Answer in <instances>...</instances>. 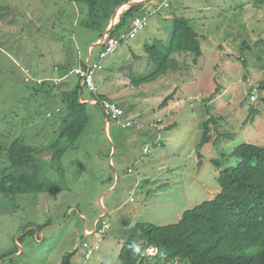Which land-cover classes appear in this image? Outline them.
Instances as JSON below:
<instances>
[{
	"label": "rangeland",
	"instance_id": "374dc122",
	"mask_svg": "<svg viewBox=\"0 0 264 264\" xmlns=\"http://www.w3.org/2000/svg\"><path fill=\"white\" fill-rule=\"evenodd\" d=\"M163 1L156 0V4ZM167 1L169 7L163 6L159 12L172 15V21L166 22L162 13L145 11L150 14L147 26L107 56L102 62L103 69L95 77L101 91L129 83V88L122 90L128 103L122 106L128 105V114L149 112L151 122L134 116L142 123L163 120L159 130L151 131L159 136V144L144 145L137 135L147 130L120 128L115 129V142L111 143L105 135L104 115L99 106L87 109L89 125L60 160L51 162L48 151L39 155L40 176L51 187L58 184L59 188L16 199L0 198V264H61L63 257L75 249L78 252L74 262L78 263L84 254L82 243H95L96 237L86 238L83 231L87 225L93 227L95 207L105 195L101 186L110 176L118 185L111 195L114 205L120 207L126 203V207L109 216L111 229L100 250L85 264H121V247L115 239L123 228L122 220L156 226L178 223L185 211L220 193L218 175L237 165L238 158L231 154L238 146L248 143L264 147V92L259 89L264 81V9L255 7L254 0ZM20 3H32L34 10L40 5L42 22L48 24L42 43L47 58L44 57L45 67L39 71V77L55 78L63 73L73 88L78 81L69 71L85 63L89 48L100 38L99 31L82 24L89 20V8L85 4L71 0H0V150L25 135L28 145L48 146L57 121L64 114L58 94L53 92L47 97L45 92H35V88L39 89L36 84H40L37 80L27 83L28 75L17 67V56L24 55V50L33 53V49L41 46L42 39L40 35L21 33L27 30L25 21L14 9ZM180 18L189 19L200 34L202 57L194 63L192 54H175L174 58L184 64V70L170 71L139 87L131 84L157 69L150 53L169 46ZM245 42L249 49L243 48ZM98 54L96 46L91 53L92 61ZM110 71L114 74L113 81L105 85L103 76ZM30 75L37 76L35 70ZM63 83L58 84L61 87ZM216 88L218 95L209 101ZM174 91L181 101L179 111L162 112L159 105ZM83 93L86 95L85 89ZM251 94H256V102L251 101ZM252 109L261 114L246 123ZM210 118L215 121L211 125L213 139L222 133L227 137L219 139L216 145L206 144L198 152L203 124ZM38 119L49 121V133L29 140L34 136L31 130ZM172 121L175 125L168 127ZM145 146L149 153L143 151ZM100 148L107 150H102L99 158ZM112 148L117 149L115 157L109 154ZM123 154L130 160L120 156ZM112 158L114 165L109 162ZM130 168L134 169L132 173ZM135 175L149 182L134 189ZM133 189L135 192L130 196ZM130 197L134 203L129 202ZM99 239L98 236L96 241Z\"/></svg>",
	"mask_w": 264,
	"mask_h": 264
},
{
	"label": "trees",
	"instance_id": "16d2710c",
	"mask_svg": "<svg viewBox=\"0 0 264 264\" xmlns=\"http://www.w3.org/2000/svg\"><path fill=\"white\" fill-rule=\"evenodd\" d=\"M71 1L88 6L89 20L82 24L87 29L99 31V41L115 11L130 0ZM253 5L264 9V0H254ZM145 6L123 9L110 35L129 33L132 21ZM103 47L104 44L99 47V52ZM243 48L249 49L250 45L245 42ZM179 53L192 54L194 63L203 55L200 34L192 22L185 18L178 21L169 46H162L150 53L157 69L149 76L134 80L133 85L139 87L155 82L170 71L184 70V64L174 58ZM81 64L85 68V63ZM75 69L69 72L74 74ZM54 79H45L41 85L36 84L40 87L34 90L45 92L47 97H51L53 92L58 94L64 106V114L57 121L52 141L48 146L34 147L21 138L0 150V195L16 199L22 195L57 190L59 187L54 184L51 187L40 176L39 155L48 151L51 162L55 163L77 143L89 125L87 105L81 102L84 87L80 85V80L77 79L73 88L69 87L68 81V86L64 88ZM49 86L51 89L48 90ZM259 89L264 92V81L260 83ZM218 93L216 88L209 101L215 99ZM174 95L175 92L168 95L159 107H167ZM94 99L98 103L104 100L99 95L94 96ZM262 102L264 104V98ZM256 114L261 112L252 109L246 123ZM213 124V118L203 124V137L198 152L206 144L213 142L216 145L219 139L227 137L222 133L214 140L211 135ZM198 155L202 158L200 153ZM231 155L238 158L239 162L218 175L220 193L214 199L185 211L178 223L156 226L122 220L121 264H264V147L245 143L238 146ZM214 162L218 163L217 160ZM151 248L157 250L156 254L149 253ZM77 252L67 253L61 264H73Z\"/></svg>",
	"mask_w": 264,
	"mask_h": 264
},
{
	"label": "crops",
	"instance_id": "0c3cea01",
	"mask_svg": "<svg viewBox=\"0 0 264 264\" xmlns=\"http://www.w3.org/2000/svg\"><path fill=\"white\" fill-rule=\"evenodd\" d=\"M145 1H148V0H130L129 3H138V2H145ZM164 1H166V0H164ZM161 4L157 5L156 4V0H152L144 8H142L140 10V12H138V15L143 14L145 11L155 12L156 8L159 7ZM151 5H153V6L151 7ZM149 6H150V8H149ZM36 7L38 9L34 10V7H33L32 3H29V4H24V3L21 4L20 3V4H18V6L16 8L14 7L15 12H18V15H21V18L25 21L24 23H25L26 26H24V27L27 28V30L21 31V33L22 34H24V33L25 34H29L30 36L40 35V37L42 38L39 41L41 43V46H39V48H36L35 50L33 49V53L27 54V51L24 50V55H22V53H21V55L17 56V67L19 69H21L24 73H26V75H28L27 78H26V82L27 83H30V81H35V80H37V83H39L38 81L40 80V81H42L41 83H39L41 85L43 83V81L45 79H47V78L39 77L38 73H39L40 70H42L45 67V64H43V60L45 59L44 57L46 56V58H47V53H46L45 49H43L42 43L44 41V38H46L45 36L47 35L48 24H47V22L46 23L42 22L43 21V17H42V11L39 8L40 5H36ZM154 7H155L154 11H151V9H153ZM123 9H125V8H123ZM123 9L118 8L115 11V13L113 15V27H114L116 21L119 19V16L121 15V12H122ZM161 13L162 12L158 11L156 14H161ZM162 15H163L164 20L166 22L167 21H172V19H173L172 15H165L163 13H162ZM17 22H19V21H17ZM99 41L97 40L95 43H97ZM91 53L92 52H90V50H89V56L85 59V68L88 67V65L93 62ZM181 54L183 55V53H181ZM96 57H97V55H96ZM76 68H83V65L80 63L78 65V67H76ZM34 70H35V74L37 76H34V77L31 78L30 74H32V72ZM59 72H61L60 69H59ZM113 75L114 74L110 71L109 74H106L105 76H103V80L105 82L104 83L105 85L111 84V82L113 81V79H111L113 77ZM66 79H68V77H67V75L64 74V75H62L60 77H55L54 80H55V82H57V80L59 82L60 81H64L63 85H64V88H65V87L68 86V83H69L68 81H65ZM77 79H78V77H77ZM115 79L117 80L118 78H115ZM59 82H57V83H59ZM131 84H133V81H132ZM80 85L82 86V82L81 81H80ZM36 87H38V86H36ZM123 88H129V83L123 82L122 87H110L109 86L104 91H101L100 88H98L99 89L98 90V95L101 96L104 100H110V101L116 102L120 107H122L124 109V111L126 112L127 115L130 114L129 115L130 117L141 116L142 118L145 119V121L151 122L152 120L150 119L151 117H150L149 112L137 113V115H135L136 113L132 112V111H131L132 113H129V114L127 113V111H128L127 109L129 108L128 105H126V107L122 106L125 102L128 103V101H127L128 97L127 96H123V92H122ZM84 89L86 90V88H84ZM174 92H175V95H174L173 99L171 101H169L167 107H165L164 109H160L162 112H165L167 114H173V113H176L177 111H179V108L181 106V101L179 100V94L176 93L177 91H174ZM81 102L83 104L87 105V109L99 106V109L101 110L102 114L104 115L105 135L109 138L111 143H112V141L114 143L115 142L114 137L116 135L115 129H119V128L117 126H115L113 123H110L108 121L107 115H106L104 109L102 108L101 104L100 103H96L95 99H94V96L92 94H90L87 90H86V95L83 93V90H82V92H81ZM30 115L32 116L33 114L31 113ZM46 117H47V113H46ZM158 120H162V119L158 118ZM158 120H156V121H158ZM156 121H153V122H156ZM48 122L49 121L43 122V121H40L39 119L36 120L35 124H37V125L33 126V129L31 130L32 132H34V136L31 135L29 137V140L42 138L44 133H46V132L49 133V131H48L49 130L48 129ZM145 124H147V123H145ZM174 125H175V123H174V121H172V122L169 123L168 127H172ZM137 136H139V137H141L143 139L144 145H146V146L153 145V144H159V141H160L159 140L160 139L159 136H156V134L154 132H151V131L143 132L141 135H137ZM127 137L129 138V134L127 135ZM22 138L24 139V141H27V139H28L26 137V135L24 137H22ZM208 145H206V146H208ZM145 147H144V149H145ZM105 149L107 150V148H104V149L100 148L99 149V158H100V153L102 152V150L105 151ZM109 154L110 155L113 154V157H115L116 154H117V149L116 148H112L110 150ZM120 156L124 157L127 161L130 160V158L126 157L124 154L120 155ZM109 162H110L111 165H114L113 158L110 159ZM161 167L164 168L162 165H161ZM130 170H132V172H133L134 169L130 168L129 172H130ZM132 172H130V173H132ZM145 177L149 178V175H145ZM111 180H112V177L110 176V180L109 181H104L102 183L101 188L103 189V192H104L105 195L100 197L99 204L95 207L96 211H95V218H94L93 227L90 228L87 225L86 228L83 231V236L86 237V238H90L91 239V238H95L96 237L95 243L98 242V241H96L97 238H98L97 230H98V228L101 225V221L103 219H106L109 222L108 218H109L110 215H113L115 213H120L126 207V203H124L120 207H117V206L114 205V202L112 201L111 195L113 194V192L115 191V189H116V187L118 185H116L115 182H113V180L112 181ZM117 181L119 183L121 182L120 177H119V179H117ZM143 182L147 183V182H149V180H142L139 175H135V185H134L133 188L134 189L141 188ZM56 186L59 187L58 184ZM132 192H135V190L130 192V196H132ZM1 197H5V196L4 195H0V198ZM131 198L132 197H130L129 202L130 203H134L135 200L133 202H131ZM101 208H102V211L100 212ZM86 216L89 217V215H86ZM119 221H121V220H119ZM109 224H110V222H109ZM110 229H111V224H110ZM122 230H123V228L120 229V231L116 235L117 237L115 239V240L118 241V244H120L121 248H122V243H123L122 240H121V235L123 234ZM108 231H107V233H108ZM87 232H88L89 236L86 235ZM107 233H106V235H107ZM121 248H120V251H121ZM74 258H76V256ZM73 261H74V259H73Z\"/></svg>",
	"mask_w": 264,
	"mask_h": 264
},
{
	"label": "built area",
	"instance_id": "2783aa9c",
	"mask_svg": "<svg viewBox=\"0 0 264 264\" xmlns=\"http://www.w3.org/2000/svg\"><path fill=\"white\" fill-rule=\"evenodd\" d=\"M169 7V2L166 0L164 1L159 7L156 8L155 12L157 13L160 11L162 7ZM150 14L148 12L143 13L137 16L131 25V30L129 33L121 34L119 36H111L108 35L105 42L103 49L99 52L96 59L88 65L86 68H76L74 70V74L78 77V79L82 82V86L86 88V90L92 94L93 96L98 95V87L95 82L96 72L98 70L103 69L102 62L103 60L109 56L110 54L115 53L119 46L126 41L127 39H132L136 37V34L143 30L149 21ZM29 80V79H28ZM41 83L42 81H38ZM250 99L252 102L257 101L256 94H251ZM97 100H95L96 102ZM98 103V101L96 102ZM104 109L108 121L113 123L120 129L124 130H136V131H157L161 127L162 120H158L152 123H142L140 120L134 117H130L126 114L124 109L120 107L116 102L110 100H103L99 102ZM145 153H149V148L146 147L144 149ZM132 172V170H130ZM134 201V198H131V202ZM110 229V224L106 219L101 221V227L98 228L97 234L100 237L97 243H90V242H83L82 248L84 250V254L81 257V260L78 263L73 261V264H85L88 259H90L97 251L100 250V244L104 240L107 231ZM87 236L88 232L86 233ZM150 253L157 252L156 249L152 248L149 250Z\"/></svg>",
	"mask_w": 264,
	"mask_h": 264
},
{
	"label": "water",
	"instance_id": "95a60500",
	"mask_svg": "<svg viewBox=\"0 0 264 264\" xmlns=\"http://www.w3.org/2000/svg\"><path fill=\"white\" fill-rule=\"evenodd\" d=\"M152 0H148V1H145V2H138V3H126V4H123L122 6H120L119 8L123 9V8H128V7H132V6H140V5H147L149 2H151ZM113 28V18L111 19L110 23H109V26H108V29L106 30V32L104 33L102 39H100L99 42L95 43L94 46H91L89 48L90 51H93L94 50V47L98 46L100 47L101 45L104 44L106 38L108 35H110L111 33V30ZM97 102V101H96Z\"/></svg>",
	"mask_w": 264,
	"mask_h": 264
},
{
	"label": "clouds",
	"instance_id": "9594fccd",
	"mask_svg": "<svg viewBox=\"0 0 264 264\" xmlns=\"http://www.w3.org/2000/svg\"><path fill=\"white\" fill-rule=\"evenodd\" d=\"M141 15V14H140ZM91 52V51H90ZM152 249V248H151ZM150 250V249H149Z\"/></svg>",
	"mask_w": 264,
	"mask_h": 264
}]
</instances>
